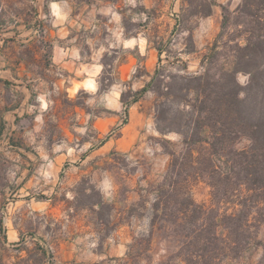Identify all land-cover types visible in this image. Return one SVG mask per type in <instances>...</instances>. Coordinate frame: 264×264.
<instances>
[{"label": "rangeland", "instance_id": "obj_1", "mask_svg": "<svg viewBox=\"0 0 264 264\" xmlns=\"http://www.w3.org/2000/svg\"><path fill=\"white\" fill-rule=\"evenodd\" d=\"M241 3L67 0L74 13L87 4L89 11L65 21L37 18L41 0H0V53L22 51L17 44L3 52L14 31L34 29L38 20L47 27L65 23L80 41L84 59H99L102 66L97 94L82 92L70 100L44 86L48 106L32 98L14 125H6L0 104V264H161L178 250V237L168 224L151 226L148 192L165 173V141L179 151L181 138L158 132L159 100L153 90L127 113L121 95L130 102L157 69L166 81L198 75L216 40L228 47L243 45L244 35L234 25ZM224 17L227 27L222 30ZM156 48L162 50L160 56ZM227 55L219 63L228 62ZM37 56L45 64V52L37 51ZM237 80L244 86L248 77L240 73ZM172 93L181 94L176 89ZM18 97L0 86V102L12 106ZM163 102L171 115L181 105L177 99ZM248 145L243 138L235 148ZM192 195L198 204L208 203L209 188L198 183ZM257 239L264 243V223ZM262 252L256 247L237 264H256Z\"/></svg>", "mask_w": 264, "mask_h": 264}, {"label": "trees", "instance_id": "obj_2", "mask_svg": "<svg viewBox=\"0 0 264 264\" xmlns=\"http://www.w3.org/2000/svg\"><path fill=\"white\" fill-rule=\"evenodd\" d=\"M234 16L243 45L228 47L216 40L203 56L198 75L169 76L166 81L157 69L130 102L121 95L127 113L153 90L159 100L158 132L181 138L179 151L165 141L166 170L148 192L151 226L168 224L180 244L161 264H237L256 247L263 251L256 264H264V243L257 239L258 226L264 223V0H242ZM226 27L224 17L222 30ZM42 28L38 20L34 29L39 36ZM44 50L48 57L52 45L46 42ZM156 50L160 56L162 50ZM226 51L229 57L224 59L229 61L219 63ZM20 56L30 60L34 50L26 47ZM240 73L248 77L244 86L237 80ZM174 89L181 94H173ZM164 98L181 102L175 114L164 108ZM243 138L249 145L237 150ZM198 183L209 188L208 203L194 200Z\"/></svg>", "mask_w": 264, "mask_h": 264}, {"label": "crops", "instance_id": "obj_3", "mask_svg": "<svg viewBox=\"0 0 264 264\" xmlns=\"http://www.w3.org/2000/svg\"><path fill=\"white\" fill-rule=\"evenodd\" d=\"M41 1L42 7L39 6L35 11L37 18L40 19L50 16L53 19L62 17L66 21L72 16L82 17L86 11H89L88 4L85 9H77L74 13L73 9L66 7L67 0ZM94 1L97 2V0ZM26 29L27 31H14L13 37L7 38L3 46V52L14 49L17 44L22 51L11 54L0 53V86L4 90L19 93L18 101L12 106L6 105L3 100L0 102L6 125L17 123L22 118V108L34 97H37L41 104L45 103L48 106L49 92H43L44 86L47 91L64 92L70 100L82 92H91V94L98 92V78L102 72L100 60L91 58L89 63L84 59L80 41L76 36H72L71 29L65 23L43 26L42 36H39L35 29ZM39 42L40 46L35 47ZM46 42L52 45V50L43 64L37 56V51L45 52ZM26 47L34 50V56L30 60L20 56ZM47 74H54L55 77L48 80ZM102 100L104 101V96ZM41 108H43L42 105ZM78 113L80 114L79 125L82 128L83 110L79 108Z\"/></svg>", "mask_w": 264, "mask_h": 264}, {"label": "clouds", "instance_id": "obj_4", "mask_svg": "<svg viewBox=\"0 0 264 264\" xmlns=\"http://www.w3.org/2000/svg\"><path fill=\"white\" fill-rule=\"evenodd\" d=\"M241 82H243V80H242ZM89 86H90V85H89Z\"/></svg>", "mask_w": 264, "mask_h": 264}]
</instances>
